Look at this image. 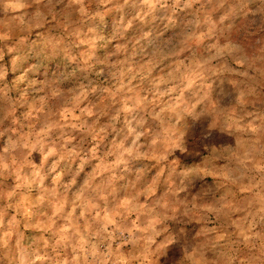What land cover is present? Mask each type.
<instances>
[{"label":"clouds","instance_id":"obj_1","mask_svg":"<svg viewBox=\"0 0 264 264\" xmlns=\"http://www.w3.org/2000/svg\"><path fill=\"white\" fill-rule=\"evenodd\" d=\"M0 264H264V0H0Z\"/></svg>","mask_w":264,"mask_h":264}]
</instances>
